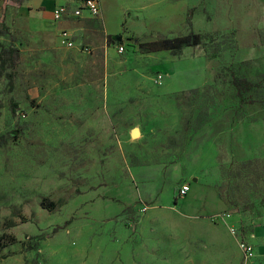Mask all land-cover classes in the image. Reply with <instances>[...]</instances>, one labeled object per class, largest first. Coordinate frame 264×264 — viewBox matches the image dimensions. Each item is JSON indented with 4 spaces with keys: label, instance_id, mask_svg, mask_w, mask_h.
Here are the masks:
<instances>
[{
    "label": "rangeland",
    "instance_id": "obj_1",
    "mask_svg": "<svg viewBox=\"0 0 264 264\" xmlns=\"http://www.w3.org/2000/svg\"><path fill=\"white\" fill-rule=\"evenodd\" d=\"M172 1L82 20L72 49L53 22L0 37L21 53L0 78V264H264V0ZM189 33L204 44L148 52Z\"/></svg>",
    "mask_w": 264,
    "mask_h": 264
},
{
    "label": "crops",
    "instance_id": "obj_2",
    "mask_svg": "<svg viewBox=\"0 0 264 264\" xmlns=\"http://www.w3.org/2000/svg\"><path fill=\"white\" fill-rule=\"evenodd\" d=\"M84 0H24L22 6H6L4 0H0V22L5 25L10 32L12 29H25L32 32H44L50 29V24L53 22L57 25V40L59 42V33L62 30L72 34L76 45L78 43V35H75L71 30L80 28L82 20L97 18L85 11L79 17H69L61 21L55 22L53 13L59 6L73 7ZM102 14L97 18H102L109 29L118 27V24L125 17L141 16L150 18V15L161 13L162 15L171 14L174 8L172 0H98ZM169 3L172 5L169 7ZM158 6L165 7L159 9ZM82 30L85 27L81 26ZM115 30V29H113ZM5 41H2V43ZM254 239L256 243L264 240V227L260 226L255 229ZM258 255H264V245L258 250Z\"/></svg>",
    "mask_w": 264,
    "mask_h": 264
},
{
    "label": "trees",
    "instance_id": "obj_3",
    "mask_svg": "<svg viewBox=\"0 0 264 264\" xmlns=\"http://www.w3.org/2000/svg\"><path fill=\"white\" fill-rule=\"evenodd\" d=\"M24 3V0H4V5L6 6H17L20 7ZM5 31H8L7 27L3 25L0 31V37L3 36ZM204 36L201 34L189 33L186 36L176 37V38H166L159 36L155 41L147 44L148 52H165L169 51L174 54H179L183 49L187 47L198 48L204 44ZM21 61L20 50L14 45L10 44L5 47L0 42V78L5 77L8 80L9 87L12 89L14 87V78L16 77V69ZM234 88L236 89L239 96H241L242 101L247 104H254L256 100L249 98L245 100V95L255 91L257 84L251 82L247 79H241L235 77L232 82ZM19 109L18 105L13 102L12 112L15 115ZM6 138H0V147L6 144ZM45 209H51L48 207H54L53 203L44 204ZM15 238L11 236L0 237V254L1 251L7 248L9 245L15 243Z\"/></svg>",
    "mask_w": 264,
    "mask_h": 264
},
{
    "label": "built area",
    "instance_id": "obj_4",
    "mask_svg": "<svg viewBox=\"0 0 264 264\" xmlns=\"http://www.w3.org/2000/svg\"><path fill=\"white\" fill-rule=\"evenodd\" d=\"M85 11H88L91 16L97 18L102 14V9L98 0H84L82 2L80 1L77 5L73 7H69L65 5L59 6L58 8L55 9L53 13V19L55 22H58L63 20L64 18L67 19L69 17H79ZM59 42L60 45L64 46V48L67 49H72L76 46V41L74 40L72 34L65 30H62L59 33ZM125 47L126 46L123 44L118 47L119 54H123L126 52ZM190 192H191L190 184L186 183L180 188L177 196L183 198ZM232 233L233 235H237L238 234L237 229L232 228ZM239 245L248 259L254 258L255 253L251 244L242 242Z\"/></svg>",
    "mask_w": 264,
    "mask_h": 264
}]
</instances>
